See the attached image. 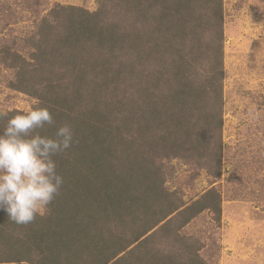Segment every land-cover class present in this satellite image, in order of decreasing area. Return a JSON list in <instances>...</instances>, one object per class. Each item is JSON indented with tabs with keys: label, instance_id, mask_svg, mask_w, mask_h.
<instances>
[{
	"label": "trees",
	"instance_id": "trees-1",
	"mask_svg": "<svg viewBox=\"0 0 264 264\" xmlns=\"http://www.w3.org/2000/svg\"><path fill=\"white\" fill-rule=\"evenodd\" d=\"M97 3L55 5L0 44L10 89L55 119L39 133L74 132L54 157L64 184L43 214L17 225L0 210V264H207L181 227L204 210L219 220L220 196L185 202L164 176L178 156L220 173L223 0ZM23 113L0 111V130Z\"/></svg>",
	"mask_w": 264,
	"mask_h": 264
},
{
	"label": "rangeland",
	"instance_id": "rangeland-1",
	"mask_svg": "<svg viewBox=\"0 0 264 264\" xmlns=\"http://www.w3.org/2000/svg\"><path fill=\"white\" fill-rule=\"evenodd\" d=\"M55 5L94 11L98 3L0 0V44L31 33ZM223 35L220 173L211 174L195 160L171 157L165 162L164 186L188 203L209 189L219 194V220L204 210L181 227L207 264H264V0H223ZM11 77L0 64V111L25 112L34 99L10 89ZM150 233L156 234L155 228ZM161 247L167 249V241Z\"/></svg>",
	"mask_w": 264,
	"mask_h": 264
},
{
	"label": "clouds",
	"instance_id": "clouds-1",
	"mask_svg": "<svg viewBox=\"0 0 264 264\" xmlns=\"http://www.w3.org/2000/svg\"><path fill=\"white\" fill-rule=\"evenodd\" d=\"M55 123L49 108L37 106L10 117L0 130V210L17 225L42 215L64 184L54 157L72 146L74 132L67 124L53 137L38 131Z\"/></svg>",
	"mask_w": 264,
	"mask_h": 264
}]
</instances>
